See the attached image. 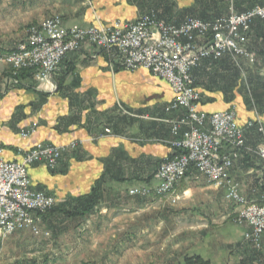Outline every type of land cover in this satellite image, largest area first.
<instances>
[{"label": "crops", "instance_id": "obj_1", "mask_svg": "<svg viewBox=\"0 0 264 264\" xmlns=\"http://www.w3.org/2000/svg\"><path fill=\"white\" fill-rule=\"evenodd\" d=\"M137 1L0 0V53L15 51L29 27L53 15H60L67 26H102L135 20L144 12ZM183 3L194 15L191 17H213L204 16L207 10L203 13L199 2L194 6L195 0H183ZM230 3L236 5L237 12H243L263 4L264 0H215L213 12H221L222 4L227 6L225 13L228 12ZM158 17L181 23L188 16ZM249 49L253 58H241V69L234 66L230 57H225L218 62L205 60L194 70L196 88L203 97L202 111L212 114L236 107L241 125L249 120L264 125V76L256 71L258 66H264L262 20L255 21L252 27ZM244 69L253 89L250 94L243 92L238 74ZM9 73V65L0 63V157L15 161L21 158V152L40 144L77 143L78 149L67 150L56 170L45 164L31 167L33 187L54 196L61 208L72 201L79 205L99 187L98 203L88 215L68 217L57 212L48 223L57 225L56 221L71 220L80 230L88 228L85 224H98L97 219L104 223L124 213L141 212L143 200L148 198L133 196L130 190L158 183L159 165L173 154L170 146L173 137L167 120L182 115L165 112L174 99L170 86L146 70L126 71L113 63L109 54L90 44L71 53L50 81L35 85L29 84L33 80L26 77L22 84L11 86L10 76H6ZM33 124H37L35 133L23 138L22 131ZM106 130H111L110 134ZM262 140L258 134L249 135L251 145L257 146ZM263 172L262 161L254 156L238 159L231 176L249 200L263 204ZM195 193H201L214 205L221 199L233 204L226 200L223 188L192 171L176 187L174 195L180 199L175 205L182 200L195 202ZM172 197L163 198L171 202ZM241 227L247 230L246 226ZM194 256L210 264H264V242L263 248L257 250L243 238L232 245L230 252L218 257Z\"/></svg>", "mask_w": 264, "mask_h": 264}, {"label": "built area", "instance_id": "obj_2", "mask_svg": "<svg viewBox=\"0 0 264 264\" xmlns=\"http://www.w3.org/2000/svg\"><path fill=\"white\" fill-rule=\"evenodd\" d=\"M257 20L264 21V4L214 19L189 17L181 23L160 20L155 10L135 20L102 26H67L60 15H53L31 26L27 39L15 51L0 53V63L12 68V77L29 70L33 81L41 83L52 80L71 53L90 44L109 54L112 62L126 71L143 69L165 81L174 93L165 112L182 113L167 120L173 154L159 165L157 184L134 187L130 194L142 198L173 195L171 202L176 204L180 199L174 195L176 187L196 171L225 190L226 200L238 207L236 224L247 227L245 241L260 250L264 242V203L249 200L231 171L238 159L253 155L262 161L264 169V125L254 120L241 125L236 107L212 114L202 111L203 97L194 77V70L205 60L218 62L230 57L239 69L241 58L252 60L249 42ZM12 77L8 82L17 85ZM36 129L37 124H33L21 136L28 138ZM250 134L263 138L255 148L249 144ZM77 149V143L40 144L21 152L19 160L0 157V238L22 231L42 235L39 216L54 208L57 200L33 187L30 168L45 164L56 170L64 153Z\"/></svg>", "mask_w": 264, "mask_h": 264}, {"label": "rangeland", "instance_id": "obj_3", "mask_svg": "<svg viewBox=\"0 0 264 264\" xmlns=\"http://www.w3.org/2000/svg\"><path fill=\"white\" fill-rule=\"evenodd\" d=\"M195 2L194 6L201 3L203 13L207 10L204 16H220L227 7L222 4L221 12H213L215 0ZM139 4L144 11L141 16L151 10H155L157 16H194L183 7V0H139ZM228 10L222 16H229L232 11L242 13L231 3ZM9 68L6 76L12 77L13 70ZM256 71L264 76V66H258ZM247 73V69L238 71L243 92L250 94L253 89ZM12 78L19 82L17 85L24 80L18 75ZM33 83L36 82L29 84ZM249 144L256 147L255 143ZM193 198V203L182 200L178 205L166 198H148L143 200L141 212L124 213L104 223L95 219L98 224H85L88 228L80 230L71 220L56 221L57 225L48 223L53 216L48 211L39 216L42 235L22 231L0 238V264H185L186 257L196 254L218 257L230 252L232 245L242 241L246 232L235 223L238 207L222 199L214 205L201 193H195Z\"/></svg>", "mask_w": 264, "mask_h": 264}, {"label": "trees", "instance_id": "obj_4", "mask_svg": "<svg viewBox=\"0 0 264 264\" xmlns=\"http://www.w3.org/2000/svg\"><path fill=\"white\" fill-rule=\"evenodd\" d=\"M137 2V0H135ZM150 7V6H149ZM155 8V7H154ZM165 16V15H161ZM222 15H217L213 17H205V18H200V19H214V18H219ZM18 77L20 78H31L32 79V72L31 71H22L18 74ZM61 87V86H59ZM99 187L98 185L92 190L91 194L88 195L84 200L79 205H76L77 202H71L68 204V206L60 207V205H56L54 208H52L50 211L52 214L61 212L64 215L68 217H84L88 215L96 206L99 200V195H98ZM49 211V212H50ZM185 264H210L208 261L203 260L200 256H194L190 258L185 259Z\"/></svg>", "mask_w": 264, "mask_h": 264}, {"label": "water", "instance_id": "obj_5", "mask_svg": "<svg viewBox=\"0 0 264 264\" xmlns=\"http://www.w3.org/2000/svg\"><path fill=\"white\" fill-rule=\"evenodd\" d=\"M225 111V110H224ZM209 114H211V113H209Z\"/></svg>", "mask_w": 264, "mask_h": 264}]
</instances>
